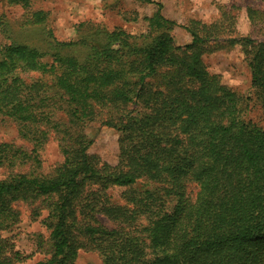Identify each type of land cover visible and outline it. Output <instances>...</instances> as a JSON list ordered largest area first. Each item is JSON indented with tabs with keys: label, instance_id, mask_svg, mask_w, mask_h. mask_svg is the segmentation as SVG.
I'll return each instance as SVG.
<instances>
[{
	"label": "trees",
	"instance_id": "obj_1",
	"mask_svg": "<svg viewBox=\"0 0 264 264\" xmlns=\"http://www.w3.org/2000/svg\"><path fill=\"white\" fill-rule=\"evenodd\" d=\"M141 1L157 6L141 35L101 31L102 44L51 37L52 62L19 42L0 47V120H11L32 144L27 151L0 141V168L11 172L0 181V232L20 222L14 203L40 201L50 231L40 248H49L50 257L37 264H76L87 249L103 264H264V128L203 59L242 46L264 105V42L227 34L222 20H192L182 26L192 42L176 46L171 31L178 23L163 14L161 3ZM256 11L248 9L251 20ZM46 20V13L33 12L26 23ZM73 45L87 46V57L58 52ZM163 68V87L151 85ZM32 73L53 78L54 96L44 95L42 79L22 77ZM95 122L120 134L116 165L89 153L92 141L84 131ZM50 133L60 136L64 161L44 175L40 151ZM142 180L158 185V192H135L129 205L111 202L110 189ZM19 256L13 243L0 241V264Z\"/></svg>",
	"mask_w": 264,
	"mask_h": 264
},
{
	"label": "rangeland",
	"instance_id": "obj_2",
	"mask_svg": "<svg viewBox=\"0 0 264 264\" xmlns=\"http://www.w3.org/2000/svg\"><path fill=\"white\" fill-rule=\"evenodd\" d=\"M163 5V14L178 23L171 34L176 46H185L192 42V36L182 27L192 20L212 24L222 20L226 33L232 36L248 37L258 42H264V0H153ZM248 9L257 10L253 20L249 18ZM224 11L230 13L225 19ZM33 12L47 14V20L41 25H28V16ZM157 12L154 3L141 0H31L29 7L12 5L0 0V47L13 41L34 47L44 55L45 62H52L56 49L52 47V38L62 43H80L86 40H97L101 44L105 36L100 32L113 31L115 28L131 35L147 33L149 23L147 18ZM84 25V26H82ZM51 34V36H50ZM62 56L87 57L88 49L84 45H73L58 50ZM249 56L242 46L227 47L225 50L206 54L203 59L208 70L219 75L223 84L234 90L249 103V118L264 128V105L252 85ZM167 69H160L154 78L149 80L153 86L163 87L164 75ZM27 83L43 80L44 95H53L51 89L53 78L40 73L22 75ZM46 91V92H45ZM59 96H56L58 98ZM59 117L67 121L64 110L59 111ZM88 140L92 141L89 153L99 156L104 162L116 165L119 160V132L101 123H90L85 128ZM49 141L40 151L42 167L39 173L47 175L64 161L60 147V136L55 133L48 135ZM0 141L14 143L27 151L32 149L29 140L20 137L15 123L11 120H0ZM26 166L23 171H27ZM15 172H19L16 170ZM8 168H0V181L10 176ZM159 186L148 181H139L132 187H113L109 190L111 202L119 205H129L135 192H158ZM34 204L19 201L14 207L20 213V222L4 232H0V241L14 244L15 251L20 256L14 264H37L50 257L49 248H40L41 240L48 241L50 231L44 224L47 210L37 209ZM174 201L168 203V207ZM38 213V215H36ZM104 224L113 226L108 219ZM139 224L145 226L148 220L142 217ZM76 264H103L96 250H82Z\"/></svg>",
	"mask_w": 264,
	"mask_h": 264
}]
</instances>
